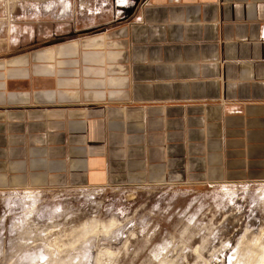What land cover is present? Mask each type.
Wrapping results in <instances>:
<instances>
[{
    "label": "crops",
    "instance_id": "0c3cea01",
    "mask_svg": "<svg viewBox=\"0 0 264 264\" xmlns=\"http://www.w3.org/2000/svg\"><path fill=\"white\" fill-rule=\"evenodd\" d=\"M125 2L1 36L0 190L264 181V0Z\"/></svg>",
    "mask_w": 264,
    "mask_h": 264
},
{
    "label": "rangeland",
    "instance_id": "374dc122",
    "mask_svg": "<svg viewBox=\"0 0 264 264\" xmlns=\"http://www.w3.org/2000/svg\"><path fill=\"white\" fill-rule=\"evenodd\" d=\"M61 2L0 0V38ZM0 264H264V181L2 189Z\"/></svg>",
    "mask_w": 264,
    "mask_h": 264
},
{
    "label": "built area",
    "instance_id": "2783aa9c",
    "mask_svg": "<svg viewBox=\"0 0 264 264\" xmlns=\"http://www.w3.org/2000/svg\"><path fill=\"white\" fill-rule=\"evenodd\" d=\"M121 3L123 2V0H119Z\"/></svg>",
    "mask_w": 264,
    "mask_h": 264
}]
</instances>
